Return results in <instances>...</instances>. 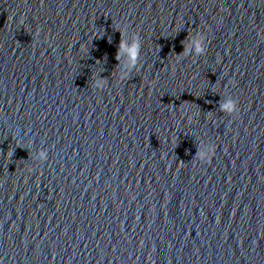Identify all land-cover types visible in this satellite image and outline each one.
Here are the masks:
<instances>
[{
  "label": "water",
  "instance_id": "1",
  "mask_svg": "<svg viewBox=\"0 0 264 264\" xmlns=\"http://www.w3.org/2000/svg\"><path fill=\"white\" fill-rule=\"evenodd\" d=\"M0 264H264V0H0Z\"/></svg>",
  "mask_w": 264,
  "mask_h": 264
},
{
  "label": "clouds",
  "instance_id": "2",
  "mask_svg": "<svg viewBox=\"0 0 264 264\" xmlns=\"http://www.w3.org/2000/svg\"><path fill=\"white\" fill-rule=\"evenodd\" d=\"M207 37L204 35H200L197 37L194 41H192V46L195 48V51L197 54L204 56L207 54V50L205 48ZM140 40L138 36L132 37V43L129 45L127 39L122 40L120 45L121 53L126 52L128 54L127 63L124 65L122 71L119 73L120 79H124L129 75V72L131 69L135 68L138 64L139 60V53H140ZM104 84V81L97 80L95 86L102 88ZM224 110L228 113H234L238 111V102L234 99L230 100L228 103H226L224 106ZM214 148L209 145L206 149L202 150L200 154V159L205 160L210 158L209 153L214 154ZM47 151L41 150L37 153L36 158L43 161L47 159Z\"/></svg>",
  "mask_w": 264,
  "mask_h": 264
}]
</instances>
